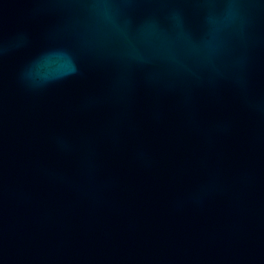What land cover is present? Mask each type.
Here are the masks:
<instances>
[{"label": "water", "instance_id": "water-1", "mask_svg": "<svg viewBox=\"0 0 264 264\" xmlns=\"http://www.w3.org/2000/svg\"><path fill=\"white\" fill-rule=\"evenodd\" d=\"M0 264H264V0H0Z\"/></svg>", "mask_w": 264, "mask_h": 264}]
</instances>
